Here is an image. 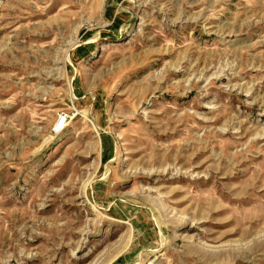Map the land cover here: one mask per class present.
<instances>
[{"label":"rangeland","instance_id":"rangeland-1","mask_svg":"<svg viewBox=\"0 0 264 264\" xmlns=\"http://www.w3.org/2000/svg\"><path fill=\"white\" fill-rule=\"evenodd\" d=\"M0 264H264V0H0Z\"/></svg>","mask_w":264,"mask_h":264},{"label":"built area","instance_id":"built-area-1","mask_svg":"<svg viewBox=\"0 0 264 264\" xmlns=\"http://www.w3.org/2000/svg\"><path fill=\"white\" fill-rule=\"evenodd\" d=\"M59 121H61V122L64 121V117L60 116Z\"/></svg>","mask_w":264,"mask_h":264}]
</instances>
